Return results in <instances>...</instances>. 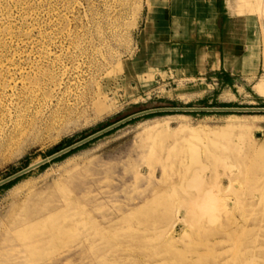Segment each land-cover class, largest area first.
Segmentation results:
<instances>
[{
    "label": "rangeland",
    "instance_id": "1",
    "mask_svg": "<svg viewBox=\"0 0 264 264\" xmlns=\"http://www.w3.org/2000/svg\"><path fill=\"white\" fill-rule=\"evenodd\" d=\"M151 6L0 0V181L133 114L206 107L133 63ZM64 154L0 185V264H264V112L142 114Z\"/></svg>",
    "mask_w": 264,
    "mask_h": 264
},
{
    "label": "crops",
    "instance_id": "2",
    "mask_svg": "<svg viewBox=\"0 0 264 264\" xmlns=\"http://www.w3.org/2000/svg\"><path fill=\"white\" fill-rule=\"evenodd\" d=\"M149 4L133 63L177 81L173 90L183 89L175 93L181 98L206 105L193 108H228L181 112H264V93L254 87L264 79V0Z\"/></svg>",
    "mask_w": 264,
    "mask_h": 264
},
{
    "label": "water",
    "instance_id": "3",
    "mask_svg": "<svg viewBox=\"0 0 264 264\" xmlns=\"http://www.w3.org/2000/svg\"><path fill=\"white\" fill-rule=\"evenodd\" d=\"M227 109L228 108H193V107L174 108V107H165V108L150 109V110H146V111H143V112H140V113H137V114H133V115L128 116V117H126V118H124V119H122V120H120V121H118V122H116L114 124H111V125L105 127L104 129H102V130H100V131L88 136L87 138H85V139H83V140H81L79 142H76V143H74V144H72V145H70V146H68V147H66V148H64V149L52 154V155H50L49 157H47L46 159H43L40 162H37L35 164L27 166L26 168L16 172L15 174L5 178L4 180L0 181V185H3L5 183H7V182H9V181L21 176V175L29 172L30 170H32V169H34V168L46 163L47 161H49V160H51V159H53L55 157H58V156H60V155H62L64 153L76 148L77 146H79V145H81V144L93 139L94 137H96V136H98V135H100V134H102L104 132H107V131L113 129L114 127H116V126H118V125H120V124H122V123H124V122H126V121H128V120H130V119H132L134 117H136V116H139V115H142V114H147V113H152V112H158V111H202V110H227Z\"/></svg>",
    "mask_w": 264,
    "mask_h": 264
},
{
    "label": "bare ground",
    "instance_id": "4",
    "mask_svg": "<svg viewBox=\"0 0 264 264\" xmlns=\"http://www.w3.org/2000/svg\"><path fill=\"white\" fill-rule=\"evenodd\" d=\"M150 1L151 0H148L149 3H150ZM255 89L257 90V92L263 94L264 93V80H260L259 82H257V84L255 85ZM181 129H182V127H181ZM190 134L191 133H189V135ZM225 135H226L225 133L215 132V133H213L212 137L214 139H217V138L224 137ZM190 184L199 185V184H201V179L199 178L198 175H195L193 178H183L179 181V185H181V186H187ZM172 185H175V184L172 183ZM197 197H199L200 200L204 201V202L202 201L201 204L197 206L198 210H201L205 214L211 213L213 211V205H211V202L213 203L215 197L210 193V191L205 190L203 193H201ZM56 199H57V197H56ZM51 202H52V200H51ZM178 213H179V211H178ZM21 217L22 216L19 217V216L15 215L14 218L12 219L13 225L12 226L8 225V228L10 229V227H12L13 230H23L24 228H27V227H29L30 229H36L34 226V223H32L30 221L26 222L24 219H22L23 217L22 218ZM177 222H179L178 217H177V220H175L173 224L175 225ZM6 227H7V225H6Z\"/></svg>",
    "mask_w": 264,
    "mask_h": 264
},
{
    "label": "trees",
    "instance_id": "5",
    "mask_svg": "<svg viewBox=\"0 0 264 264\" xmlns=\"http://www.w3.org/2000/svg\"><path fill=\"white\" fill-rule=\"evenodd\" d=\"M65 154H63V155H61V156H59V157H57L56 159H58V158H61V157H63ZM46 164H43L42 166H40V167H43V166H45ZM17 179H14V180H12V181H10V182H8V183H6V184H4L3 186H7V185H10V184H12L13 182H15Z\"/></svg>",
    "mask_w": 264,
    "mask_h": 264
}]
</instances>
